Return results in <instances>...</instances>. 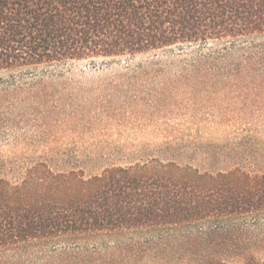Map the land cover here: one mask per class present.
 <instances>
[{"label":"trees","instance_id":"1","mask_svg":"<svg viewBox=\"0 0 264 264\" xmlns=\"http://www.w3.org/2000/svg\"><path fill=\"white\" fill-rule=\"evenodd\" d=\"M254 37L264 38V0H0V73L13 75L0 83L15 86L21 80L12 73L40 66ZM239 50L242 61L218 66L224 57L199 58L181 77L223 72L229 80L264 83V43ZM33 84L41 87L36 95L48 93L40 80ZM48 156L23 179L13 176L16 184L0 164V264L35 245L50 249L46 263L91 264L100 252L87 249L90 242L103 245L102 238L123 233L126 242L104 251L126 253L134 263L231 264L242 258L259 264L253 252L264 243V173L239 165L200 171L169 153L167 161L110 164L84 176L54 171ZM61 243L85 249L56 251Z\"/></svg>","mask_w":264,"mask_h":264},{"label":"rangeland","instance_id":"2","mask_svg":"<svg viewBox=\"0 0 264 264\" xmlns=\"http://www.w3.org/2000/svg\"><path fill=\"white\" fill-rule=\"evenodd\" d=\"M262 43V37L232 45L212 41L182 51L72 61L12 73L19 83H0V164L8 171L6 177L19 183L15 177L23 179L19 176L45 154L54 171L80 170L84 176L110 164L151 157L167 161L169 153L200 171L239 165L249 173H264V83L229 80L223 72L200 80L181 77L199 58L221 56L223 61L216 64L226 66L243 60L240 47ZM10 76L0 73V81ZM33 80H40L48 93L36 95L41 87ZM260 222L259 238H264V219ZM128 237L102 238L103 245L90 242L87 249L100 252L91 264H163L158 258L134 263L127 261L126 253H111ZM60 249L83 251L85 244L61 243L56 251ZM46 250L50 252L35 245L29 254L2 264H62L46 263ZM253 255L264 264V243ZM244 262L235 258L231 264Z\"/></svg>","mask_w":264,"mask_h":264}]
</instances>
